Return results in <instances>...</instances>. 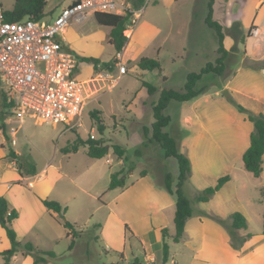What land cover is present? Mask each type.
Wrapping results in <instances>:
<instances>
[{"label": "rangeland", "instance_id": "rangeland-1", "mask_svg": "<svg viewBox=\"0 0 264 264\" xmlns=\"http://www.w3.org/2000/svg\"><path fill=\"white\" fill-rule=\"evenodd\" d=\"M60 1L65 4L69 0H47V10L56 9ZM261 2L264 0H216L215 16L223 21L224 46L228 50L226 67L221 75H202L197 88H203L201 94L205 95L198 94L183 102L170 101L165 108L170 121L163 130L178 140L180 151L182 139L192 133L191 136H199L196 147H191L196 148V154L211 147L218 158H223L225 146L227 153L228 146L234 144V131L242 127L244 120L248 124L246 115L264 113V40H260L264 39V31L250 27L253 16L259 27L264 23L260 12L256 14ZM12 4L13 0H0L5 10L11 9ZM142 5L144 9L136 24L126 30L125 50L121 51V63L125 64L127 73L115 85L103 81L98 74L101 70L93 69L91 62L79 63V78L85 79L82 82L88 96L79 127L64 131L62 123L39 122L30 116L22 122L12 117L8 124L5 118L9 112L0 113L1 132L10 139L8 127L17 128L15 147L28 153L30 163L38 169L49 163L48 175L53 172L52 166L59 164L65 175L60 180L64 184L59 195L62 202L54 200L66 206L65 213L57 216L58 222L62 226L64 220L75 224L73 247L69 248L71 239L65 236V227L64 234L55 243L43 244L44 248L31 242L37 249L55 253L48 261L50 264H132L135 258L147 264L140 240L129 229L125 231L124 225L136 234L142 233L144 223L149 220L160 221L165 233L174 227L175 206L170 204L163 179L170 173L174 186L178 168L176 160L165 157L160 145L151 138L152 105L162 88L181 89L188 72H198L206 62L214 61L217 39L204 22L208 0H144ZM49 18L45 15L43 19ZM66 37L64 42L71 39L70 44L81 54L113 65L116 50L107 41V27L99 25L93 15L80 23L72 21L67 26ZM143 56L157 57L162 72L140 69L137 61ZM111 69L116 72V67ZM143 82L154 86L155 91L149 94ZM195 105L202 112L193 108ZM93 110L100 111L98 116L105 127L102 135L97 131L96 120L90 116ZM194 113L202 114L199 118L204 128L193 122ZM145 128H148L146 132ZM78 135L102 136L110 145H121L126 160H118L111 148L102 158L87 156L85 147L74 154H62L59 148L70 144ZM121 168L132 169L124 187L109 190L110 174ZM184 195L195 207L191 187L184 188ZM260 220H251L255 231L251 237L255 240H264ZM44 232L32 236L34 241L45 242ZM169 237L166 241H170ZM151 251L150 264H171L170 257L163 260L162 250Z\"/></svg>", "mask_w": 264, "mask_h": 264}, {"label": "crops", "instance_id": "crops-1", "mask_svg": "<svg viewBox=\"0 0 264 264\" xmlns=\"http://www.w3.org/2000/svg\"><path fill=\"white\" fill-rule=\"evenodd\" d=\"M71 1L69 0L65 4L60 1L56 5V9L47 10L46 0L44 12L45 15L50 16L46 21L52 20L57 16L60 9ZM215 3L213 16L219 20L215 16ZM259 12L263 19L264 3L262 2L256 14ZM255 20L256 17L253 16L251 19L253 26L257 30L261 29V32L264 31V23H261L259 27L256 25ZM219 22L222 24L223 21ZM106 27L108 36L110 27ZM66 33L67 26L59 35V39L64 43V46L69 47L77 54L78 63L75 75L79 80L84 81L85 79L79 78V63H84V61L80 60V57L85 55L81 54L79 49L76 50V48L72 47L73 41L71 39L67 41L69 44L64 42V40H67ZM260 40L264 39L261 37ZM124 50L125 46L122 51ZM193 108L200 110L198 105ZM199 112L202 111L200 110ZM193 116V122L199 128H204L203 121L199 118V116L202 117V114L199 113L197 115L194 113ZM252 130L253 124L250 121L247 124L244 120L242 127L234 131V144L228 146L227 153L225 151L226 146L223 149V158L221 156L218 158L217 152L211 147H206L203 151L201 150L196 154V148L193 150L192 148L196 147L199 136H191L192 133H189L182 139L180 149L189 158L191 167L190 176L185 181L182 190L184 193L186 186L191 187L195 193L193 196L195 207L190 205L192 213L186 219L183 233L178 241L173 239L174 227L170 232L165 233L164 236L161 231L162 224L157 220L154 222L149 220V222L144 223L143 231L140 234H136L133 229L127 227L140 240V248L146 257L147 264H150L149 261L153 259L152 253H150L152 252L151 249L161 250L163 239L166 241L167 236H170V241H166L169 246L168 257L175 264H264V240H255L253 236L251 237L255 232L251 227V220L255 218L261 219L260 223L262 225V212L264 210V191H262L264 190V154L262 156V171L257 177L247 171L242 162V153L248 147ZM15 144L12 145L0 130V196L6 199L9 209L17 211V217L12 221L11 226L16 232L17 240L21 243L28 241L33 242L37 246L55 243L62 236L65 228L58 222L57 216L59 215L47 210L41 199L50 198L62 202L59 195L64 184H61L60 180L65 175L62 173L59 164L53 165V172L48 175L49 163H45L40 169L35 166L36 173L33 175H21L17 170V161L21 159L30 162V160L27 157L28 153L16 148ZM8 148L13 149L17 156L16 158H11L7 155ZM74 153L62 154L69 155ZM60 161L61 157H59L58 163ZM221 167L223 168L221 169ZM219 170L220 172H218ZM226 174L230 176V179L208 201L199 202L195 200L199 192L208 186L214 185L219 177ZM54 192L55 196L52 195ZM168 195L171 199L170 204L175 206L174 197L169 193ZM233 212H240L245 217V228H233L231 226L230 216ZM43 225H45V232ZM41 232H44L43 235L47 236L46 241L43 243L34 241L32 236L41 235ZM65 236L70 239L73 238L72 235L67 236V231H65ZM9 247L10 241L6 231L0 225V264L3 262L1 252ZM44 247L43 245L42 248ZM124 247L125 245L120 250H123ZM32 261L31 255L18 251L11 258L10 264H32ZM43 264H50V262Z\"/></svg>", "mask_w": 264, "mask_h": 264}, {"label": "trees", "instance_id": "trees-1", "mask_svg": "<svg viewBox=\"0 0 264 264\" xmlns=\"http://www.w3.org/2000/svg\"><path fill=\"white\" fill-rule=\"evenodd\" d=\"M135 7H139L143 4L144 0H131ZM214 3L215 0H208L207 12L204 18L205 24L214 32L217 39L216 54L213 62H206L198 72L191 71L186 75V80L181 89H174L171 87H164L160 90L157 100L152 105V117L153 121L150 124L151 138L156 141L164 152V156L167 158H173L176 160L178 172L176 174V181L174 186L173 177L170 173L164 175L163 184L169 194L175 199V210L173 215L174 225V241H178L181 237L184 224L187 218L191 216L192 210L188 198L184 195L182 187L185 181L188 179L191 173L190 160L186 154L178 149V140L164 131L163 128L168 125L170 118L164 113L165 108L170 101H188L198 94L203 93V88H197V83L203 74L212 73L221 75L226 67V58L228 50L224 46V30L222 24L214 18ZM46 0H13L11 9L4 11V19L8 21H19L25 17L39 20L45 15ZM96 22L100 25L109 26L110 31L108 34V42L112 44L116 52L122 51L125 46L126 35V23L128 15H118L103 12H96L93 14ZM250 27H253L251 25ZM249 35V32H248ZM247 35V36H248ZM241 41H244L241 38ZM82 61H88L93 64V69L98 70L105 67H110L111 63L101 62L97 58L83 56ZM137 66L142 70H157L162 72V66L157 57H140L137 61ZM264 67V60H263ZM143 85L148 88L149 94L155 91L154 86L147 82H143ZM11 107L10 103H7L5 98L1 96V110L3 114L5 111L9 112ZM242 108H240L241 110ZM242 111V110H241ZM10 113V112H9ZM100 111L93 110L90 112V116L97 122V131L100 135L104 132L103 120L98 116ZM247 119L253 124V130L250 133V139L248 147L242 153V162L244 168L251 172L255 177L259 176L262 171V156L264 154V114L258 113L247 114ZM148 128H145V132ZM80 147H85L86 155L91 158H102L109 153L111 148L112 152L117 156L118 160H126L124 158L125 149L119 144H108L107 140L100 136L99 138L88 135L86 138H82L79 135L70 143L64 145L60 151L64 154L74 153L78 151ZM7 155L11 158H16V154L13 149L8 148ZM17 170L22 174L33 175L36 173V167L33 163L26 160L19 159L17 161ZM132 169L124 170L121 168L117 172L110 174V180L108 189H114L118 187H124L127 174ZM143 175L146 171L141 172ZM230 179L228 174L223 175L217 179L214 185L204 188L196 195V200L199 202H206L209 198L217 192L220 187ZM264 191V190H262ZM44 207L58 215H62L66 211V206H62L58 201L54 199H41ZM17 217V211L15 209H9L6 199L0 196V225L5 229L6 235L10 241V247L1 252L3 262L1 264H10L11 258L18 251H22L23 254H29L32 256V264H43L55 257V253L50 250L37 249L31 242L21 243L16 238V232L11 226L12 221ZM231 226L233 228H245L246 219L240 212H233L231 214ZM63 226L67 229V236H76L75 224L67 220L62 222ZM125 230L128 228L125 225ZM165 228H161L162 233L165 235ZM262 234L264 235V210L262 212ZM71 239L69 248L74 245V239ZM97 240L98 237L96 236ZM168 243L163 239L162 242V255L163 260L168 258ZM107 264V263H102ZM121 264V263H116ZM132 264H141L137 258L134 259Z\"/></svg>", "mask_w": 264, "mask_h": 264}, {"label": "built area", "instance_id": "built-area-1", "mask_svg": "<svg viewBox=\"0 0 264 264\" xmlns=\"http://www.w3.org/2000/svg\"><path fill=\"white\" fill-rule=\"evenodd\" d=\"M143 9L131 0H72L50 21H8L0 5V97L11 104L5 121L9 124L13 117L22 122L30 116L39 122L62 123L64 131L79 127L88 96L75 75L78 56L64 48L59 35L70 22L80 23L96 12L128 15L126 28L131 29ZM114 58L113 65L98 72L111 85L127 73L121 51ZM8 130L14 145L17 128L10 125Z\"/></svg>", "mask_w": 264, "mask_h": 264}, {"label": "water", "instance_id": "water-1", "mask_svg": "<svg viewBox=\"0 0 264 264\" xmlns=\"http://www.w3.org/2000/svg\"><path fill=\"white\" fill-rule=\"evenodd\" d=\"M64 48H65V49H69V47H67V46H64ZM223 94H224L225 96H227L228 93H227L226 90H224V91H223Z\"/></svg>", "mask_w": 264, "mask_h": 264}]
</instances>
